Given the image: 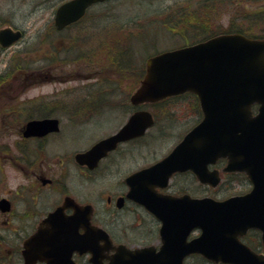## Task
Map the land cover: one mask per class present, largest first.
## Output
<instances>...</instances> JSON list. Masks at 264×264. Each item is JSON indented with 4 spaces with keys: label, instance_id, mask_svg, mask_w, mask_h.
<instances>
[{
    "label": "water",
    "instance_id": "water-1",
    "mask_svg": "<svg viewBox=\"0 0 264 264\" xmlns=\"http://www.w3.org/2000/svg\"><path fill=\"white\" fill-rule=\"evenodd\" d=\"M98 1L103 0L62 2L54 14L56 28L77 20L87 6ZM21 35L19 29L1 27L0 46L10 45ZM187 90L198 96L201 120L165 157L126 178L128 196L161 221L160 250L149 263L145 260L148 249L137 251L144 255L140 264H182L191 253L214 262L264 264L262 255L238 239L248 228L256 227L264 241V40L238 33L219 34L152 55L146 59L145 74L130 100L139 104ZM253 104L258 105L254 114ZM152 124L148 110H137L116 133L75 158L93 167L118 142L142 135ZM54 129V118L33 119L26 123L23 134L42 135ZM220 157L227 159L224 171L246 173L253 184L249 192L216 200L163 195L154 190L155 186L164 187L173 172L185 170H191L200 182L216 185L218 171L210 170L208 164ZM66 201L73 205L71 199ZM5 202L1 201L3 208H7ZM193 228L200 229V234L187 241ZM34 237L31 243L36 242ZM31 239L25 243L26 250Z\"/></svg>",
    "mask_w": 264,
    "mask_h": 264
},
{
    "label": "rangeland",
    "instance_id": "rangeland-1",
    "mask_svg": "<svg viewBox=\"0 0 264 264\" xmlns=\"http://www.w3.org/2000/svg\"><path fill=\"white\" fill-rule=\"evenodd\" d=\"M60 1L62 0H0V20L3 22L0 26L9 22L24 31L23 37L2 50L0 56V196L9 193L17 182L24 181L23 176L19 175L17 166L8 158V155L16 153L14 141L18 127L23 124V121L14 120L13 115H9L13 110L11 103L24 98L38 99L36 102L57 98L70 100L89 95L88 92H91L89 102L129 97L138 85L137 79L121 77L119 70L116 71L111 66L113 62L110 60L109 52L99 47L100 43H97L99 42L97 40L108 38L105 36V29L115 23L122 25L120 29L122 32H132V34L138 24L142 23L144 24L141 28L142 33L154 38L152 43H148L149 36L140 40L133 35L130 47L137 56L140 66L153 51L159 52L182 46L186 39L195 37L191 30L187 31L188 33L182 31L180 24L175 25L171 30L167 29L161 21L164 19V14L159 15V12H163L168 6L180 2L183 12L190 16L185 21H188L189 25L194 24L192 9H199V4L193 0H108L91 6L85 18L76 26L56 31L53 27V12ZM221 3H217L215 10L211 11L213 22L209 25L213 30H217L216 26L227 29L232 21L233 24L241 25L250 33L264 32L263 20H256V15L250 14L252 10H264V0H240V3L236 0L231 6ZM205 12L204 8L202 17L207 20ZM100 14L103 15L99 16ZM248 14L251 18L249 20H247ZM80 25L86 26L87 29H80L82 35L78 42V39L75 40L71 36ZM206 25L207 23L204 26ZM149 29L151 32L148 31ZM191 38L188 40H192ZM12 58L16 59V63L22 61L28 64V67L16 69L11 66ZM6 67L8 68L5 69ZM72 107L76 108L77 105ZM92 107L96 105H86V108ZM106 109V106L99 111L96 109L88 116L81 111L80 117L87 120L86 125L65 124L60 134L62 143L60 142L59 146L62 145V149L60 146L58 150L50 151L51 160L56 161L54 153L58 151H61L66 160L68 156H72L73 148L89 145L115 126L117 121L112 111ZM159 109L161 110L160 107H153L156 123L140 140L141 143L137 144L139 148L136 149L132 145L134 150L128 152L121 164L122 172L120 174L115 172V177L128 174L161 158L199 118L191 100H173L166 109L161 111ZM167 110L171 115H167V119H164L163 113ZM49 145L52 148L56 147L55 143ZM190 177L185 175L171 178V188L187 189L193 196L207 193L216 198H224L244 193L250 187L244 180H234L228 184L223 179L221 186L204 192L203 187L201 188L198 182ZM97 183L93 188L90 187L95 192L93 197H97L106 187L100 186L106 184L104 179L98 180ZM106 191L107 189L103 194ZM185 264L211 263L199 262L198 258L193 256L186 259Z\"/></svg>",
    "mask_w": 264,
    "mask_h": 264
},
{
    "label": "flooded vegetation",
    "instance_id": "flooded-vegetation-1",
    "mask_svg": "<svg viewBox=\"0 0 264 264\" xmlns=\"http://www.w3.org/2000/svg\"><path fill=\"white\" fill-rule=\"evenodd\" d=\"M257 12L264 17V10ZM88 94L70 100L57 98L36 102L38 99L24 98L11 103L13 110L9 115L12 114L14 120L23 121V124L18 127L14 141L16 153L8 155V158L17 166L24 181L17 182L9 193L0 196V200L7 201L4 205L7 208L0 205V264H140L144 255H137L135 250L152 249V252H148L151 254H145L147 263L159 251L162 243L160 221L145 206L127 196L129 185L125 179L136 169L123 176H114L115 172H122L121 164L128 152L134 150L132 145L139 148L137 144L141 143L147 132L117 143L93 167L75 158L77 153L85 152L100 139L116 133L129 116L144 109V105L133 104L130 97L89 102L91 92ZM196 102L200 112L197 99ZM88 104L96 107L86 108ZM104 106L112 111L117 121L115 126L89 145L73 148L72 156L66 160L61 151L55 152L56 161H52L50 151L58 150L60 146L62 149L59 143H62L60 134L63 126L69 123L86 125L87 120L80 117L81 111L88 116ZM41 118L56 119L57 129L42 135L25 136V123ZM53 143L56 144L55 148L49 145ZM225 163V158H219L209 165V168L219 170V185L224 180L228 184L234 180H244L251 189L253 184L249 179L239 178L236 172H223ZM185 175L197 181L187 171L175 173L172 178ZM96 179L105 180L106 184L100 186H106L107 191L103 194V189L97 197H93L95 192L90 187L98 184ZM198 185L203 187L204 192L219 187L205 183ZM171 187L170 181L165 188H156V191L171 195L188 192L187 189L173 190ZM67 198L78 208L69 205ZM34 235L36 242L31 243ZM29 239L26 250L25 243ZM240 239L255 252L264 255V241L259 229H249Z\"/></svg>",
    "mask_w": 264,
    "mask_h": 264
},
{
    "label": "trees",
    "instance_id": "trees-1",
    "mask_svg": "<svg viewBox=\"0 0 264 264\" xmlns=\"http://www.w3.org/2000/svg\"><path fill=\"white\" fill-rule=\"evenodd\" d=\"M193 1L198 2L199 9L198 8L192 9V17L194 18L195 21H193L194 24H191V25H189L188 21H185L190 16L188 15V13L183 12L184 9H183V6L180 2H179V4L174 3L175 5L168 6V8H166L163 12L162 11L159 12V15L164 14V19H162L161 21L163 22V26L166 27L167 29L171 30L174 28L175 25L180 24L182 31H184L185 33H188L190 30L192 32H194L193 34L195 37H193V38L190 37L192 40H188L190 38H188V36H186V38H188V39H186L187 41H185L184 44H189V43H193L196 41H200V40L206 39L212 35H215V34L221 33V32H240V33H244L248 36H252V37L253 36L254 37L262 36V33H258V34L257 33H255V34L250 33L247 30H244L241 25L233 24L232 21L230 22V25L227 29L226 28L223 29V28L217 27V26H216L217 30H213V28H211V26L209 25L210 23L213 22V18H211L212 17L211 11L215 10L216 4L222 2L221 4L231 6V4H233L234 1H236V0H219V1L218 0H205V2H203L202 0H193ZM237 3H238V1H237ZM239 3H240V0H239ZM204 8L206 9L205 15H206L207 20H204V18L202 17V13H203ZM254 13L256 14V18H257L256 20H258V19L262 20V18H260V14L258 12H254ZM102 15L103 14H100L99 16H102ZM85 16H84V18H85ZM248 17L249 18L247 20L251 19L249 14H248ZM83 19H80L79 21L74 23V25L76 26ZM250 22H252V20ZM204 23L205 24L207 23V25L204 26L205 25ZM1 24H3V22L0 20V25ZM121 26L122 25L115 23L110 28L105 29V36H107L108 38L102 39L104 41L97 40V41H99L97 43H100L99 47H101V48L105 49V51L109 52L108 55L110 56V60L113 62L111 64V66L116 71L119 70L121 77H125L126 79L134 77L138 81V80H140V78L143 75L144 66H143V64L141 66H139V64L137 62V56L132 52L131 47H130V43H131L132 39L134 38L133 35L138 37V39H140V40H143L145 37H147L149 35L142 33L143 31L141 28L144 26V24H142V23H141V25L138 24L137 28L135 29L134 34H132V32H122L120 30L122 28ZM77 29L79 32L80 29L86 30L87 28H86V26L84 27V26L80 25L77 27ZM148 31L151 32L150 29ZM81 32L82 31L80 30L79 36L81 35ZM147 40H148V43H152L154 38L150 35ZM56 50H58V49H56ZM65 50L66 49H64V51ZM59 51H60V49H59ZM153 52L156 53L158 51H153ZM153 52H152V54H153ZM15 58H17V57H15ZM15 58H12L11 66L15 67L16 69L28 67V64L22 63V61L21 62L18 61L16 63ZM8 67H9V64H8ZM8 67H6L5 69H7ZM120 69H122V70H120ZM179 98H181L182 100H188V101L191 100L194 103V110L196 111V112L195 111H193V112L200 114V112L198 110L197 102H196V97L194 94L189 93V92L181 94L179 96L165 98L164 100L157 102L156 105L158 108L160 107L161 110H163L164 108L166 109L167 106L172 104L173 100H176ZM161 110L159 109V111H161ZM168 113H170L169 110H167L163 113L164 119H167L166 118L167 115H171ZM197 258H198L199 262L205 261L200 257H197Z\"/></svg>",
    "mask_w": 264,
    "mask_h": 264
}]
</instances>
